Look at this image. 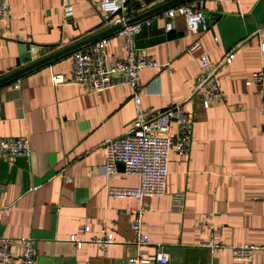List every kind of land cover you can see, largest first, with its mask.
Returning a JSON list of instances; mask_svg holds the SVG:
<instances>
[{
  "label": "crops",
  "instance_id": "crops-1",
  "mask_svg": "<svg viewBox=\"0 0 264 264\" xmlns=\"http://www.w3.org/2000/svg\"><path fill=\"white\" fill-rule=\"evenodd\" d=\"M96 1L0 0L8 6L7 17L0 15V77L113 26ZM167 1L129 0L126 6L133 18ZM197 2L201 11L220 15L195 33L182 15H164L181 3L198 8ZM144 18L151 23L135 44L158 66L140 72L141 105L154 114L180 103L194 121L187 154L169 153L164 195L144 199L149 244L142 253L152 264H264L263 252L234 260L230 249L264 244V110L254 86L246 84L252 72L264 69V34L256 32L264 0H186ZM113 34L106 35L110 62L125 57ZM196 41L214 63L234 53L218 74L223 98L209 108L192 95L200 62L186 49ZM23 43L41 51L17 65ZM69 72L68 53L0 84V137L25 135L31 147L29 156L0 158V236L32 237L37 264H126L138 252L130 222L141 202L110 197L106 188L138 185L139 176L126 174L121 164L105 175L102 166L104 143L121 136L134 117L132 90L120 85L89 93L79 84H52V74ZM101 229L116 242L102 247L88 241ZM210 238L224 248L211 253L201 245ZM158 244L166 263L157 260ZM173 247L181 253L173 254Z\"/></svg>",
  "mask_w": 264,
  "mask_h": 264
},
{
  "label": "built area",
  "instance_id": "built-area-1",
  "mask_svg": "<svg viewBox=\"0 0 264 264\" xmlns=\"http://www.w3.org/2000/svg\"><path fill=\"white\" fill-rule=\"evenodd\" d=\"M222 1V0H217ZM237 2L238 0H230ZM140 8L147 7L146 2L139 3ZM95 6L103 13L110 16L113 25L121 26L114 31L113 36L121 40L125 50V57L114 62L107 60L105 49L108 45V36L98 38L69 53L70 72L68 76L62 73L52 74V84L58 85L65 82L82 85L89 93H99L111 87L126 85L131 88V101L134 107V117L130 126L119 137L111 138L104 143L105 160L102 172L105 175L116 172L117 165L122 164L126 174L139 176V183L135 186H107L106 193L114 198H131L141 202L130 222L133 231V244L138 252L135 256L126 258V264H152V261L142 253V248L149 244V237L143 231V214L147 197H160L165 193L168 156L171 151L186 155L191 141V130L194 113L187 114L182 110V104H172L154 114H147L142 105L139 92L140 72L145 67H156L157 62L144 53L135 44V37L143 25L149 26L150 19H130L127 11L126 0H97ZM8 6L0 3L1 17H7ZM67 14L70 8H66ZM175 14L184 17L186 28L195 33L204 21V16L199 8L189 3H181L164 12L165 17L172 18ZM257 34H264V18L256 28ZM264 52V43H261ZM186 54L191 59L200 62V70L194 80L193 96H199L201 105L209 108L223 98L219 85V70L221 66L229 64L234 59L233 51H228L217 63L212 62L199 42H194L186 49ZM247 85H253L257 94L262 99L264 110V69L252 72ZM19 83H13L15 89ZM175 125L172 131V125ZM31 147L25 135L0 137V158L11 159L16 156H29ZM70 178H65L69 182ZM174 206L181 202V196H173ZM83 231H88L85 226ZM80 246L81 241L71 238ZM102 247L116 242L113 234L101 229L98 236L89 238ZM35 240L30 236H0V264H9L17 261L18 264H37L34 248ZM211 253L223 249L222 242L210 238L202 242ZM157 260L166 263L168 255L162 253L163 246H156ZM231 255L234 260H251L257 252L264 253V244L244 243L232 246Z\"/></svg>",
  "mask_w": 264,
  "mask_h": 264
},
{
  "label": "water",
  "instance_id": "water-1",
  "mask_svg": "<svg viewBox=\"0 0 264 264\" xmlns=\"http://www.w3.org/2000/svg\"><path fill=\"white\" fill-rule=\"evenodd\" d=\"M129 0H126V3L128 2ZM180 1H186V0H169L167 2H164L150 10H147L146 12L136 16V17H133V18H130L128 20V22H132V21H135L137 19H140V18H143L151 13H154L155 11H158L160 9H163V8H166L172 4H175V3H178ZM201 2H197L196 6L198 8L201 7ZM202 14L204 16V21L202 22V24L199 26V29H201L202 26H207L208 23H211L216 17H218L220 14L217 13V12H210L208 10H205V9H202ZM121 25L120 24H117V25H113L109 28H106L105 30L101 31V32H98L96 34H93L91 36H88L87 38H84L83 40H80L78 42H75L74 44H71L69 46H66V47H59L57 51L47 55V56H44L38 60H35L25 66H22L20 68H18L17 70H14L13 72H10L9 74H6L2 77H0V84L1 83H4L8 80H11V79H14L16 77H18L19 75L35 68V67H38L39 65H42L46 62H49L51 60H54L60 56H63L65 54H68L70 53L72 50L74 49H77L79 47H82L98 38H101L103 36H106L107 34L111 33V32H114L116 29H118ZM41 51V48L38 47V46H35V45H31L30 43H23L21 44V50H20V54H19V57H18V60H17V65H20V63L28 60L31 56H33L35 53ZM122 165V164H121ZM172 252L173 254L174 253H178L182 251V248L181 247H173L172 249ZM175 262H173V264H179V260L178 259H175L173 260ZM172 264V263H171Z\"/></svg>",
  "mask_w": 264,
  "mask_h": 264
},
{
  "label": "trees",
  "instance_id": "trees-1",
  "mask_svg": "<svg viewBox=\"0 0 264 264\" xmlns=\"http://www.w3.org/2000/svg\"><path fill=\"white\" fill-rule=\"evenodd\" d=\"M15 79V78H14ZM13 79H11V80H8V81H6V82H9V81H12Z\"/></svg>",
  "mask_w": 264,
  "mask_h": 264
}]
</instances>
